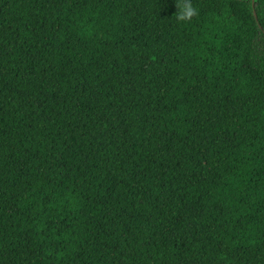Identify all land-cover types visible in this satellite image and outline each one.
Wrapping results in <instances>:
<instances>
[{
	"label": "trees",
	"instance_id": "trees-1",
	"mask_svg": "<svg viewBox=\"0 0 264 264\" xmlns=\"http://www.w3.org/2000/svg\"><path fill=\"white\" fill-rule=\"evenodd\" d=\"M0 0V264H264V0Z\"/></svg>",
	"mask_w": 264,
	"mask_h": 264
},
{
	"label": "clouds",
	"instance_id": "clouds-1",
	"mask_svg": "<svg viewBox=\"0 0 264 264\" xmlns=\"http://www.w3.org/2000/svg\"><path fill=\"white\" fill-rule=\"evenodd\" d=\"M177 8L179 21H190L198 14L197 9L193 7L192 0H178Z\"/></svg>",
	"mask_w": 264,
	"mask_h": 264
}]
</instances>
